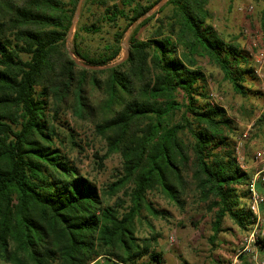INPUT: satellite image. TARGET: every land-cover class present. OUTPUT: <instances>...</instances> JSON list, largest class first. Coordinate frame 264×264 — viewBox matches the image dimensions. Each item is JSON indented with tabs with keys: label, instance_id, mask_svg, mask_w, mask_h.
I'll return each mask as SVG.
<instances>
[{
	"label": "trees",
	"instance_id": "trees-1",
	"mask_svg": "<svg viewBox=\"0 0 264 264\" xmlns=\"http://www.w3.org/2000/svg\"><path fill=\"white\" fill-rule=\"evenodd\" d=\"M160 1L0 0V264H163L156 237L137 228L144 211L165 216L148 199L153 192L181 210L191 198L205 205L213 244L226 220L250 230L252 174L239 163L233 120L210 102L197 58H209L242 97L255 68L209 23L206 0H169L170 15L157 18L164 8L148 16ZM141 19L127 59L116 63ZM63 114L105 142L101 167L120 156V175L106 189L65 150ZM121 192L128 199L112 205Z\"/></svg>",
	"mask_w": 264,
	"mask_h": 264
},
{
	"label": "rangeland",
	"instance_id": "rangeland-1",
	"mask_svg": "<svg viewBox=\"0 0 264 264\" xmlns=\"http://www.w3.org/2000/svg\"><path fill=\"white\" fill-rule=\"evenodd\" d=\"M168 1H160L148 16L164 8L165 11L158 14L157 18L162 20L170 15L172 7H167ZM206 1V10L210 13L209 23L214 26L222 39L239 44L250 57L255 68L256 77L249 75L246 77L245 86L249 90L248 95L242 97L234 91L232 85L225 80L223 72L209 58H197L199 66L208 77L210 102L224 108L229 118L233 120L238 132L236 152L239 163L243 170L253 176L264 166V29L262 27L264 2L263 0ZM81 6L77 11L75 25L81 14ZM143 20L141 19L126 34L122 43V52L116 63L128 57L132 30ZM156 23L157 21H153L142 27L138 38L147 39ZM75 30L76 27L68 37L69 50H72ZM103 30L108 29L105 27ZM102 36L107 35L102 34L92 40L93 51L102 45ZM77 62L84 66L82 60L77 59ZM59 123L66 132L63 136L66 143L65 150L81 172L103 189L116 181L122 170L121 158L119 155H113L104 162L103 167L100 166L99 158L106 153V144L94 134L93 127L76 120L70 114L61 115ZM70 134L74 135L76 145L70 141ZM258 154L263 157L262 163L256 160ZM259 191L264 196V187L259 186ZM127 199L121 192L111 199V204H119L120 201ZM148 199L159 211L164 212L165 216L155 217L144 211L137 226L138 234L142 237H156L155 250L162 254L163 264H244V260L246 264H255L253 258L255 249L250 242L253 225L250 230L242 231L232 221L226 220L225 231L220 233L218 240L213 244L212 215L206 206L198 204L195 198L189 199L184 210L178 208L160 192L149 194ZM246 202L248 206V200ZM261 213L264 217L262 209ZM101 262L98 264H111ZM258 262L260 264L264 262V250L259 251ZM139 264L151 263L145 259Z\"/></svg>",
	"mask_w": 264,
	"mask_h": 264
},
{
	"label": "built area",
	"instance_id": "built-area-1",
	"mask_svg": "<svg viewBox=\"0 0 264 264\" xmlns=\"http://www.w3.org/2000/svg\"><path fill=\"white\" fill-rule=\"evenodd\" d=\"M256 160L257 162L262 163V155L258 154ZM259 186L264 187V166L255 172L248 186V209L252 214L253 221V230L250 237V242L253 244L255 249L253 256L255 264H260L258 262L259 251L264 250V217L261 213V209L264 205V196L259 191ZM262 264H264V262H262Z\"/></svg>",
	"mask_w": 264,
	"mask_h": 264
},
{
	"label": "crops",
	"instance_id": "crops-1",
	"mask_svg": "<svg viewBox=\"0 0 264 264\" xmlns=\"http://www.w3.org/2000/svg\"><path fill=\"white\" fill-rule=\"evenodd\" d=\"M258 189H259V188H258ZM260 190H261V189H260ZM262 212H263V215H264V206H263V208H262ZM237 258H239L238 255H237Z\"/></svg>",
	"mask_w": 264,
	"mask_h": 264
},
{
	"label": "water",
	"instance_id": "water-1",
	"mask_svg": "<svg viewBox=\"0 0 264 264\" xmlns=\"http://www.w3.org/2000/svg\"><path fill=\"white\" fill-rule=\"evenodd\" d=\"M126 59H127V58H126ZM126 59H125V60H126ZM123 61H124V60H123Z\"/></svg>",
	"mask_w": 264,
	"mask_h": 264
}]
</instances>
